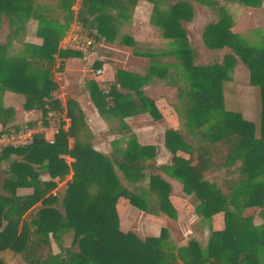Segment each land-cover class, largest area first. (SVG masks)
Listing matches in <instances>:
<instances>
[{
	"label": "trees",
	"instance_id": "obj_1",
	"mask_svg": "<svg viewBox=\"0 0 264 264\" xmlns=\"http://www.w3.org/2000/svg\"><path fill=\"white\" fill-rule=\"evenodd\" d=\"M96 1L82 0V4L92 6ZM146 1L153 6L152 20L163 30L164 38L173 40V54L181 65L184 83L176 89L182 111L175 106L177 114L188 124L194 119L203 137L198 147H192L180 129L168 130L166 148L174 155L183 151L190 159L175 157L173 166L161 169L182 184L184 196L193 200L198 217L210 222L215 215L223 214L225 229L212 231L206 246L190 242L179 257L168 253L169 248L164 249L165 229L160 238L146 240L132 232H122L117 212L121 198L146 214L156 215L158 209L176 219L177 212L170 201L173 186L154 172L147 189L125 187L118 172L130 183L141 182L145 172L154 168L151 161L156 160L155 148L140 146L130 132L126 148L117 144L111 155L95 151L80 142L85 117L77 104L69 101L67 117L71 127L61 130L53 144L38 134L29 148L0 151V252H14L23 264H264V224L255 226L254 218L244 215L248 209H264V30L256 28L246 35L234 32L227 10L229 2L258 8L262 0H185L168 10L162 9L164 0ZM196 6L215 10L219 15L217 22L206 27L203 37L206 47L222 53L218 60L204 66L195 64L192 43L181 24L195 18ZM31 11V0H0V28L4 16L12 23L14 16H26ZM81 25L87 26L85 22ZM38 35L44 37L43 46L30 47L24 55L8 57L7 46L0 45V123L4 126L15 120V112L2 106L6 91L25 97V111L41 112L39 120L24 125L13 123L14 127H33L40 122L47 125L50 112L57 124L64 125L65 110L52 93L58 90L53 67L55 56L65 55L59 44L66 30L60 34L42 28ZM92 35L96 44L99 35L111 42L107 32L99 30V34ZM240 65L248 71L249 85L259 93V129L240 113L226 109L225 87L229 80L233 81L232 74ZM155 69L152 65L149 75ZM162 73L164 77L167 74L165 70ZM144 81L139 75L119 70L107 93L95 80L88 87L101 115H128L131 103L120 93V89H126L141 96L143 110L160 120L155 102L142 97ZM123 130L130 129L125 126ZM236 164L241 179L228 195L205 177L221 166ZM43 175L50 179L43 181ZM69 176L64 195L54 193L58 188L56 180L64 181ZM23 189L33 190V194L20 197L18 193ZM37 198L40 202L34 205ZM69 238L70 244H66ZM0 264H5L4 260L0 259Z\"/></svg>",
	"mask_w": 264,
	"mask_h": 264
},
{
	"label": "crops",
	"instance_id": "obj_2",
	"mask_svg": "<svg viewBox=\"0 0 264 264\" xmlns=\"http://www.w3.org/2000/svg\"><path fill=\"white\" fill-rule=\"evenodd\" d=\"M169 1L170 6L165 8L163 4L162 9L168 10L175 0ZM31 5L33 6V11L26 16H12V23L9 17H3L0 28V45H6L7 50L8 48L23 49L27 50L28 53V48L30 47L43 46L44 37L38 35L40 29L45 28V31L55 30L60 34L66 30V35L59 44V49L65 55H56V62L53 67V78L54 82L58 85V90L52 93L53 99L62 103L65 110L63 118L67 117L68 102L71 101L77 104L84 114L85 127L83 132L85 130L90 132L92 148L108 155L109 153L110 155L113 153L117 144L126 148L131 140L129 134L132 132L135 134L137 143L140 146L155 148L156 160L151 161L154 166L153 171L161 169L165 165L164 163L159 164V160L163 156V138H165L168 130L178 129L181 124V118L175 109L176 100L174 101L177 93L176 86L179 81L180 65L177 57L173 54L176 48H174L173 40L161 36L163 30L158 23L152 20V4L146 0H97L92 6H83L82 0H31ZM254 13H260V9L239 5L238 19L235 17V23L238 21V30H241L244 26L255 25L256 17ZM260 15L262 21L264 16ZM201 21L200 16H197L192 21L181 22L191 43L193 42L191 32L195 30V27L199 26V24L203 26L201 25L203 23L205 24L203 30L205 31L206 27L210 24ZM76 22H85L89 26L85 28L92 33L99 34V30H101L110 34L111 42L99 35L100 41L97 43L90 63L83 61L80 54L76 52L69 51L73 52L70 56L65 49L64 40L70 27ZM42 31L44 33V30ZM233 31L236 32L235 27ZM204 47L206 46L204 45ZM153 48L162 50L156 53L148 51V49ZM206 50L213 53H222V51H212L207 47ZM73 54L77 56L75 57ZM92 65H94L95 70H103V74L97 76L94 73V69H92ZM152 65H155L156 69L153 75H149ZM119 70L145 78L142 88L144 95L142 97L145 96L155 102L156 108L162 116L160 120L154 119L149 111L143 110L141 96H137L135 92L126 89H120V93L125 95L131 103L127 116L124 117L120 114L101 116L98 113L91 99L88 83L92 80L97 81L107 93ZM163 70L167 72L165 77L162 73ZM24 104L25 97L23 95L12 91H6L2 95V106L5 109H12L15 112L14 122H20L15 124L24 125L41 118L40 111H25ZM113 104L111 102V105ZM68 123L69 127L71 124L69 120ZM11 126L13 124L4 126L0 123V130ZM125 126L130 130H123ZM49 130L47 136L51 139L53 133L51 129ZM70 141L71 143L73 142V140ZM170 155L171 164L167 165L170 167L173 166L175 157L181 160L190 159L189 154L183 151H178L176 155L170 153ZM173 181L175 183L178 182L174 179ZM126 182L128 181L126 180ZM132 185H135V187L133 189L129 188L130 190L142 189L139 186L140 182ZM127 201L124 199L123 202L118 204L122 232H133L132 228L134 227V223H136L135 218L139 216V218L143 217V224H141L140 230H137V234L134 233L140 239H143L142 237L160 238L162 233L161 228H166V226L158 219H165L166 217L163 218L162 216L167 215L161 212L160 215L156 214V217L150 216L132 206L129 201L127 203ZM170 201L178 214V224L176 225L174 220L168 219L169 223H172L173 226L176 225L182 232V236L169 232L165 236L164 243L169 245L167 252L171 255L179 257L180 251L187 248L190 242L206 246L212 231L225 229L224 215L218 214L215 215L217 217L212 218V221L206 222V227L208 226L211 230L208 238L194 231H188L187 227L189 225L186 224H189L188 221L190 219L188 220L187 217L189 214L197 216L194 213V205L188 202L187 197L180 193L173 192ZM216 218L218 222H216ZM184 220H187L185 224L183 223Z\"/></svg>",
	"mask_w": 264,
	"mask_h": 264
},
{
	"label": "rangeland",
	"instance_id": "obj_3",
	"mask_svg": "<svg viewBox=\"0 0 264 264\" xmlns=\"http://www.w3.org/2000/svg\"><path fill=\"white\" fill-rule=\"evenodd\" d=\"M181 1L183 2L185 0H175L171 5L175 4L176 2H181ZM218 1L221 3H225L223 0H218ZM163 4H164L163 6L165 8L166 7L168 8L170 6V1L169 0L164 1ZM239 5L240 4L234 3V2H229L227 4V10L229 13H231L232 18H233V28L235 27V31L237 33L240 32V34H242V35H246L251 30H253L257 27L264 30V25H263L264 17H263V20L261 21V15H260V14H262L264 16V0H262L261 6L258 7V9H260V13H258V14L254 13V16L256 17V22L254 23L255 25L244 26L241 30L240 29L238 30V21L235 23V17L238 19ZM241 6H243V5H241ZM197 16H200V19L204 23H207V24H209L211 22H217V20L219 18V15L215 10H212V9H209L206 7H199V6H196L195 19L197 18ZM79 22H77V23H79ZM79 24L81 25V23H79ZM201 25L205 26V24H203V23ZM203 26H200V24H199V26H196L195 30H193V32H191V37L193 39L192 47H194L193 50L195 49L194 52L196 53L195 64L198 66L207 65L211 61L218 60V58L220 57L218 55V53H220V52H218V53L209 52L206 50V47H204L205 42H204V37H203V35H204ZM161 36H163V32H161ZM174 48H175V45H174ZM161 50L162 49H158V48L148 49V51L155 52V53L160 52ZM69 51H71V50H67V53L71 56L72 55L71 53H73V52H69ZM25 53H27V50H23V49L8 48V50H7V56H11V55H15V54H25ZM73 56L76 57L77 55L73 54ZM177 61H178V59H177ZM178 63H179V61H178ZM179 65H180V63H179ZM232 78H233V81L229 80L226 84V87H225L226 109L231 111V112L240 113L246 120L254 122L259 129L260 128V118H261V103H260V99H259L258 90L249 85L248 71L240 65L238 67V69L235 70V72L232 74ZM183 81H184V78H183L182 70L180 68L179 81L177 82V85L178 86L183 85V83H184ZM175 100H176V106H178L179 110L182 111V105L180 104L177 93H176V96L174 98V101ZM13 123H20V122L19 121L18 122H10L7 125L13 124ZM189 125H190V128L188 127ZM178 129H180V131L185 136L186 141L192 147H198L200 145L199 141L201 140V138H203L201 135L202 131L197 128L194 119H191V123L188 124L187 120L184 117L181 118V124H180V127ZM79 139H80V142L83 144L92 145V143H91L92 139L90 137V132H88L86 130H85V132H83L82 134L79 135ZM163 139H164V145L162 148L163 149V156H162V159L159 160V164L164 163L165 165H163V167H165L168 164H171V155H170L171 152L165 146V138H163ZM71 140H73V139H71ZM100 150L103 151L102 148H100ZM95 151H97V150H95ZM107 152H110V151H107ZM109 155H110V153H109ZM16 156L17 157H15V158L20 157V155H16ZM66 160L69 163L73 162V159H71L70 157H66ZM238 168H239V164L232 165V166L224 165L218 169H215V170L208 172L205 175V177L210 182L216 183L218 185V187L221 189V191L224 194L228 195L231 192V188L236 186L241 179ZM153 173H154L153 170L151 171L148 169L145 172L146 176L140 182L139 186L142 188H148L149 178H150V175ZM118 174H119V177L121 178L122 184L125 187L127 186L128 188H131V189H133L135 187V185L134 186L132 185L133 183L131 184L130 182L128 183V182H126V180H124L125 178L122 175V172H118ZM155 174L163 177L166 181L171 183V185H173V192L174 193H180L183 195L185 194L183 192L182 184L180 185V183H178V182L175 183L173 181V179L168 174L164 173L163 169L155 170ZM41 179L43 181H47L50 178L47 175H43ZM69 180H71V176L67 177L64 181H59L57 179L56 182H57L58 188L54 191V193L64 195L65 190L67 188L66 183ZM32 194H33V190H30V189H23V190H21V192L18 193V195L20 197L29 196ZM124 199L125 198H121L118 201V204L123 202ZM125 200H127V199H125ZM187 200L190 203L193 202L192 199L187 198ZM39 202L40 201L37 198L33 204L38 205ZM127 203H128V201H127ZM196 203H198V202H196ZM118 204H117V212H118ZM155 210H156L157 215H160L162 212L158 209H155ZM263 214H264V209H259V208L258 209L257 208L248 209L244 212V215L252 216L254 218L255 226H262L264 224ZM118 215H119V213H118ZM157 215H150V216L156 217ZM135 217H137V216H135ZM158 217H161V216H158ZM162 217L163 218L166 217V218L165 219H158L157 218L161 223L164 224V226H166V228L162 227L161 231L165 229L167 234L169 232V233H173L175 235L177 234L179 236H182V232H181L180 228H178L176 226L178 224L177 223L178 222V214H177L176 219H172L170 217L168 218V216H162ZM191 217H193V218L191 219ZM214 217H217V216H214ZM187 218H188V220L190 219V221H188L189 224H186V225L190 226V227L189 226L187 227L188 231L191 230V231H194L195 233L205 235L207 238L209 237L211 230H210V228H208V226L206 227V222L204 220H202L200 217H197L196 215L194 216V214H191V215L189 214V216ZM119 219H120V217H119ZM168 219H170L171 221L174 220L176 222L175 223L176 225L173 226L172 223H169L170 221ZM135 220H136V223H134V225H133L134 227L132 228L133 229L132 233L135 232L137 234V230L138 231L140 230L141 224H143L144 219H143V217L139 218V216H138L137 218H135ZM216 220H217L216 222H218L217 218H216ZM186 221L187 220H184L183 223L185 224ZM142 238H143L142 240L147 239L144 237H142ZM65 242H66V244H70V238L66 239ZM169 244H171V242H169ZM163 247L165 250H167L169 245L164 243ZM54 249H55V252L58 251L56 246H54ZM0 259L4 260L5 264H23L22 259L10 250L0 252Z\"/></svg>",
	"mask_w": 264,
	"mask_h": 264
},
{
	"label": "built area",
	"instance_id": "obj_4",
	"mask_svg": "<svg viewBox=\"0 0 264 264\" xmlns=\"http://www.w3.org/2000/svg\"><path fill=\"white\" fill-rule=\"evenodd\" d=\"M64 46L66 50H71L80 54L83 61L86 63H90L92 56L96 50V41L92 32L86 29L84 26L79 23H74L64 40ZM92 69H94V73L97 76H101L103 74V70H95L94 65H92ZM71 120L66 117L62 118L63 126L61 124H57L55 120V115L53 112L48 114V125H44L43 122L37 126H20V128H16L14 126L7 127L0 130V151L11 147L14 149L19 148H29L33 144V139L36 135L41 134L45 136V139L53 144L55 142V137L60 133L61 130L68 131L70 126L68 127ZM53 133V137L51 139L48 138L47 133L50 131Z\"/></svg>",
	"mask_w": 264,
	"mask_h": 264
}]
</instances>
